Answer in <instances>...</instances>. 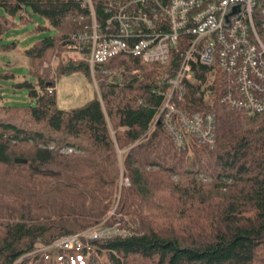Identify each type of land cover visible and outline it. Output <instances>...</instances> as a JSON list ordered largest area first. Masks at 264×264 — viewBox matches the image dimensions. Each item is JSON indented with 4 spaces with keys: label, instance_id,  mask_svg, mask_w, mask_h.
Listing matches in <instances>:
<instances>
[{
    "label": "trees",
    "instance_id": "obj_1",
    "mask_svg": "<svg viewBox=\"0 0 264 264\" xmlns=\"http://www.w3.org/2000/svg\"><path fill=\"white\" fill-rule=\"evenodd\" d=\"M89 20L75 0H0V50L17 47V40H2L22 24L52 31L24 49L32 79L15 83L34 103H0V264L22 257L17 264H57L42 253L27 254L40 241L49 244L105 219L130 231L90 241L87 259L63 251L61 262L264 264V112L228 106L218 82L203 89L188 83L178 107L212 111L216 138L209 145L190 135L179 148L161 117L153 128L179 48L166 65L129 53L96 64L94 75L85 62L60 65L56 78L82 71L97 87L84 104L60 108L56 78L42 63ZM195 69L201 76L210 68ZM121 174L128 186H120Z\"/></svg>",
    "mask_w": 264,
    "mask_h": 264
},
{
    "label": "built area",
    "instance_id": "obj_2",
    "mask_svg": "<svg viewBox=\"0 0 264 264\" xmlns=\"http://www.w3.org/2000/svg\"><path fill=\"white\" fill-rule=\"evenodd\" d=\"M75 1L87 10L90 20L72 34L64 50L44 63L50 79L68 62L88 63L94 75L96 64L121 53L166 65L172 50L179 48L178 69L153 124L154 128L161 117L179 148L190 135L209 145L216 138L212 111L188 112L178 107L188 83L203 89L218 82L220 99L228 106L251 115L264 112V0H98V6L95 0ZM200 64L210 69L198 76L195 66ZM129 184L121 174L120 186ZM91 240L75 233L42 250L88 257Z\"/></svg>",
    "mask_w": 264,
    "mask_h": 264
},
{
    "label": "rangeland",
    "instance_id": "obj_3",
    "mask_svg": "<svg viewBox=\"0 0 264 264\" xmlns=\"http://www.w3.org/2000/svg\"><path fill=\"white\" fill-rule=\"evenodd\" d=\"M34 18L36 19L37 23L45 22V19L39 15L34 14ZM35 25L36 23L33 22L22 24L14 28L11 32L7 33L2 40V42L17 40L18 43H17V47L12 50H0V72L14 73V77L13 75H10L8 73H7L8 75L2 74V76L0 77V103L15 104V105H29L34 103V100L29 96L27 88L18 87L15 85V83L21 82L28 78L32 79V77L29 75L28 59L23 54L24 49L30 47L35 41L47 36L52 32V31H32ZM52 58L49 61H45V62L50 63ZM45 62L42 63V69L44 73H45L44 70ZM55 83H56V90L58 96V105L62 109H69L84 104L85 102H87L88 100L94 97L95 91L97 90L95 83L89 80L87 75L82 71H79L72 75H62L59 78H56ZM116 206L117 203L115 204V208ZM115 208H113L110 211V215L114 213ZM129 231L130 230L121 227L119 222L112 221L108 223L105 219L102 222L95 224L91 227L85 228L81 231L62 235L49 244H45L40 241L36 244V249L28 253L27 255L32 257L38 253H42L43 256L48 261L58 260L57 264H65L61 262V257L64 255L63 251L65 250L50 251V250H42V249L45 247H47L46 249H50L49 246L53 245L61 237L75 233L81 234L86 238L89 237L92 239L91 241H93V240H100L102 238L109 236L113 237L118 234L119 235L126 234ZM68 252L69 255L73 257L72 259L75 258L76 260L78 259V257L74 258L75 253H73V251H68ZM91 252H93V250ZM90 254L88 255V257L90 256ZM80 256L81 255H79V257ZM88 257H85L84 259H87ZM23 258L24 257H22L17 263H20ZM35 262L36 260H31L29 261L28 264H35Z\"/></svg>",
    "mask_w": 264,
    "mask_h": 264
},
{
    "label": "water",
    "instance_id": "obj_4",
    "mask_svg": "<svg viewBox=\"0 0 264 264\" xmlns=\"http://www.w3.org/2000/svg\"><path fill=\"white\" fill-rule=\"evenodd\" d=\"M48 84H51V83H48Z\"/></svg>",
    "mask_w": 264,
    "mask_h": 264
}]
</instances>
